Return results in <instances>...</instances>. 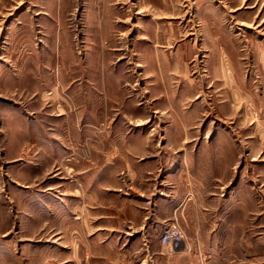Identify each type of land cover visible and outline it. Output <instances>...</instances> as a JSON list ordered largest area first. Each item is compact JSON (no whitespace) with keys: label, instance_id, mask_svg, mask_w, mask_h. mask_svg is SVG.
<instances>
[{"label":"rangeland","instance_id":"1","mask_svg":"<svg viewBox=\"0 0 264 264\" xmlns=\"http://www.w3.org/2000/svg\"><path fill=\"white\" fill-rule=\"evenodd\" d=\"M45 1L0 0V264H62L76 158L140 162L121 192L146 202L186 184L195 221H165L183 233L167 255L264 264V0H93L119 14L109 72L88 55L91 0H70L73 36L46 39ZM112 76L123 89L108 97Z\"/></svg>","mask_w":264,"mask_h":264},{"label":"crops","instance_id":"2","mask_svg":"<svg viewBox=\"0 0 264 264\" xmlns=\"http://www.w3.org/2000/svg\"><path fill=\"white\" fill-rule=\"evenodd\" d=\"M70 3V0H48L39 4L41 9H45L43 10L45 12L41 14L44 21L40 22L57 24L58 26L54 31L47 27L49 31L43 34L44 38L50 32L58 36L71 37L72 32L62 27L63 24L69 23L67 18L70 10H72ZM98 4L97 1L93 0L82 2L84 10L81 20L85 24L99 23L98 29H93L91 32L93 34L90 33L89 45L92 49L88 55L94 56L100 67L101 58L104 57L106 59L104 69L109 72L108 64L111 65L109 58L119 49L115 43L117 41L115 30L118 23L116 19H119V14L117 10L114 12L111 7H99ZM63 16L65 20H62ZM61 29L64 31L61 32ZM231 63V59L227 57L223 64L230 66ZM90 68L92 69V65ZM110 71L114 74L118 72V69L115 68ZM223 72H226V67H224ZM226 79H228L227 75ZM224 83L225 87H236V85L230 84L228 80ZM110 85L112 89L108 97L122 94L121 79H116L114 76L105 83L107 89ZM117 87L121 91H117ZM188 87L193 90L194 85L189 84ZM143 149L137 150V153H142ZM93 161L91 164L82 161L81 158H76L77 163H74L72 159L69 160V163L65 161V168H69L70 171L75 169L76 178L74 179L77 180V183H74L71 178L65 190L69 189L70 195L73 191L76 195L81 194L82 198L79 209L75 207L74 212L70 208L72 206L68 210L66 209L61 263L183 264V260H179L180 255H183L182 253L173 256L167 255L161 244V234L165 221L175 213L187 222L195 221L193 214L195 208L191 206V191H187L186 184L174 188L172 185H168L165 189V196L149 199L151 202L149 200L146 202L140 197L143 193L134 189V185V187H129L128 194L121 192L123 188V178L120 177L121 169L127 170L130 177L134 173L137 174L134 169L140 162H129L126 167L121 168L119 163L110 158L106 162L102 159L101 162H96V159ZM167 166L168 163L166 162L165 168ZM168 168H170L169 170L173 169L169 166ZM144 169L145 167H141L139 170L141 174L145 175ZM172 177L174 176L169 175L165 179L169 180ZM165 179L162 180L169 183ZM183 182L185 183V180ZM73 187L77 188L72 189ZM73 200L76 201L75 198ZM70 202H72L71 199ZM79 211L81 218L73 220V214L76 213L75 215H77ZM188 243L192 248L197 247L192 238ZM58 247L61 248L59 245Z\"/></svg>","mask_w":264,"mask_h":264},{"label":"built area","instance_id":"3","mask_svg":"<svg viewBox=\"0 0 264 264\" xmlns=\"http://www.w3.org/2000/svg\"><path fill=\"white\" fill-rule=\"evenodd\" d=\"M183 240V233L179 223L173 222L163 231L161 235V243L164 246L176 248Z\"/></svg>","mask_w":264,"mask_h":264}]
</instances>
